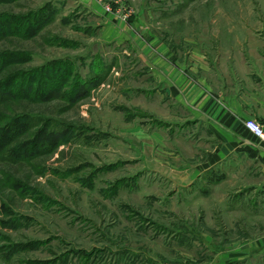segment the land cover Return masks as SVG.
Listing matches in <instances>:
<instances>
[{
  "label": "rangeland",
  "instance_id": "1",
  "mask_svg": "<svg viewBox=\"0 0 264 264\" xmlns=\"http://www.w3.org/2000/svg\"><path fill=\"white\" fill-rule=\"evenodd\" d=\"M95 1L0 3V15L49 19L33 37L0 38V53L32 57L9 72L61 61L96 83L0 100V127L29 122L0 151V264H264V165L237 157L196 175L191 111L162 96L149 62L160 45L181 59L234 51L264 24V0ZM44 129L63 138L29 151Z\"/></svg>",
  "mask_w": 264,
  "mask_h": 264
},
{
  "label": "crops",
  "instance_id": "2",
  "mask_svg": "<svg viewBox=\"0 0 264 264\" xmlns=\"http://www.w3.org/2000/svg\"><path fill=\"white\" fill-rule=\"evenodd\" d=\"M80 1L97 6L95 0ZM255 29L234 51H217L213 58L196 49L187 58L173 57L162 45L161 56L149 57L152 70L161 73L162 96L191 111L188 122L204 144L196 175L237 157L252 156L264 165V146L245 126L249 118L264 124V24Z\"/></svg>",
  "mask_w": 264,
  "mask_h": 264
},
{
  "label": "trees",
  "instance_id": "3",
  "mask_svg": "<svg viewBox=\"0 0 264 264\" xmlns=\"http://www.w3.org/2000/svg\"><path fill=\"white\" fill-rule=\"evenodd\" d=\"M12 1L15 0H0V3ZM48 21V17L40 13H30L26 16L3 13L0 15V38L11 35L23 38L33 37L48 23ZM31 59L32 57L29 53H0V74L5 72V76H3L4 79L0 81V87L12 86L15 88L9 91H1V89L0 100L5 98H30L31 100H36V98H40V100L49 99L56 95L64 94V86L70 79H74L78 83L80 82L82 86L79 92L81 93L86 92L89 86L96 85V83H94L95 80L84 81L80 79L79 75L74 74L73 71L66 67L65 64H62L61 61L49 62L45 65V71H39V68L36 67L20 70L18 66L15 70L9 72V69L13 66L26 63ZM50 75L56 78L50 81ZM22 79L23 82L19 83ZM25 81L26 84L24 83ZM47 82L50 83V88L48 89L45 88ZM27 119V116L19 118L14 117L9 123L0 127V151L6 149V147L12 144L19 136L27 132L29 127ZM45 132L46 130L44 129L43 132L37 134L34 139L25 141L24 144H31L29 145V151H31V148L35 149L41 146V144L44 145L45 142L57 144L63 138L61 133L47 134V132ZM18 146H23V144H19ZM19 147H15L14 149L17 154L22 152V149H19ZM11 152L13 153V151Z\"/></svg>",
  "mask_w": 264,
  "mask_h": 264
},
{
  "label": "built area",
  "instance_id": "4",
  "mask_svg": "<svg viewBox=\"0 0 264 264\" xmlns=\"http://www.w3.org/2000/svg\"><path fill=\"white\" fill-rule=\"evenodd\" d=\"M124 16L126 17V15ZM245 126L261 141L264 146V124L257 119L249 118L245 121Z\"/></svg>",
  "mask_w": 264,
  "mask_h": 264
}]
</instances>
